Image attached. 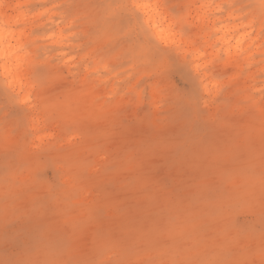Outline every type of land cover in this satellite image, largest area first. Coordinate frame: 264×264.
Segmentation results:
<instances>
[{"label": "rangeland", "instance_id": "obj_1", "mask_svg": "<svg viewBox=\"0 0 264 264\" xmlns=\"http://www.w3.org/2000/svg\"><path fill=\"white\" fill-rule=\"evenodd\" d=\"M144 4L160 38L145 25ZM262 4L0 0L23 84L0 74V264L147 256L258 264L264 124L248 100L264 88ZM130 30L154 46L152 60L132 51ZM77 100L70 126L63 110ZM181 226L174 245L161 239L147 256L134 246L151 229ZM101 234L113 241L107 255Z\"/></svg>", "mask_w": 264, "mask_h": 264}, {"label": "snow or ice", "instance_id": "obj_2", "mask_svg": "<svg viewBox=\"0 0 264 264\" xmlns=\"http://www.w3.org/2000/svg\"><path fill=\"white\" fill-rule=\"evenodd\" d=\"M264 6V4H262ZM147 7V6H144ZM127 37V43L132 45V51L138 54L141 59L152 60L154 57V46L148 42L143 40L136 39L135 30H130L125 33ZM56 51H62L61 49H56ZM87 51V49H85ZM66 56H70L71 53H65ZM85 63H88L87 58L85 57ZM135 66V65H134ZM82 67V65H79ZM109 71H115V68L108 69L107 65H105V74ZM53 77V79L60 78L59 73H48ZM78 87L77 84L71 85V90L75 91ZM260 98L259 101H256L254 98H249L248 104L257 109L260 112L261 122L264 124V88L259 89ZM83 90L80 91V95H84ZM80 107V101L77 100L74 104H69L65 107L63 118L69 122V125H73L77 123L75 117L76 112ZM261 160H262V171L260 173V183H261V203L262 207H264V144H262L261 150ZM248 173H251V168L247 170ZM91 179V178H89ZM74 180L77 184H82L84 181V177L76 176ZM104 205L97 207L94 212L96 215L100 216L104 213L105 210ZM117 211H121L117 209ZM191 227L195 228L196 224L194 221H190ZM185 227L181 226L179 228L166 227L163 229H151L145 236H142L138 241L135 242V248L138 252L143 253L147 256V254L152 250L154 243H158L161 239H165L170 242V244L174 245L185 233ZM101 239L104 241L103 247L105 249V255L108 254L112 250L113 241L109 238H106L103 234H101ZM260 260L258 264H264V228L261 229V247L259 250ZM14 264H157V261L150 256H147L146 259L129 262L122 260L118 257L110 258L107 261L103 260H67V261H56L51 259H24L20 261L14 262ZM167 264H257L256 261H248V260H227V259H211V260H199L194 259L192 257H187L185 259H172L167 262Z\"/></svg>", "mask_w": 264, "mask_h": 264}, {"label": "bare ground", "instance_id": "obj_3", "mask_svg": "<svg viewBox=\"0 0 264 264\" xmlns=\"http://www.w3.org/2000/svg\"><path fill=\"white\" fill-rule=\"evenodd\" d=\"M143 9L146 14L144 18V22L146 23L145 25H147L151 29L153 36H155L156 38H160L162 35H164L165 30L160 28V21L157 19V14L155 12H152L151 7L147 4L143 5ZM4 15L5 13L1 12L0 18L4 17ZM20 16L22 20L23 14H20ZM226 31L228 30L226 29ZM9 34L10 37L13 36V33L6 29H3V27L0 26V74L7 81L6 83L9 86L17 85L19 89H21L23 84L20 83V80L18 78L21 75L18 69L21 66L20 59L22 58V55L17 54V52H15L16 47L9 48L5 45V40L8 38ZM224 38L225 36L221 37L222 40H224ZM12 61H15L16 63L14 64L12 63ZM196 67L198 68L199 65H196Z\"/></svg>", "mask_w": 264, "mask_h": 264}]
</instances>
